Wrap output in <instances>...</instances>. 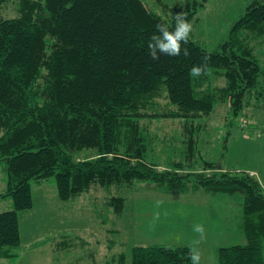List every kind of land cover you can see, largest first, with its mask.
<instances>
[{"label":"trees","instance_id":"obj_1","mask_svg":"<svg viewBox=\"0 0 264 264\" xmlns=\"http://www.w3.org/2000/svg\"><path fill=\"white\" fill-rule=\"evenodd\" d=\"M6 1L0 0V163L6 174L0 199L14 205L0 212V260L20 257V212L33 208V185L48 181L63 201L93 186L110 191L140 183L173 194L241 193L238 229L247 243L218 248V264H264L263 184L199 154L202 130L217 106L229 103L237 116L253 93L264 96V62L245 36L264 42V0L247 7L220 50L208 51L191 35L189 57L161 55L156 62L147 47L156 25L174 29L181 12L194 24L208 0L179 2L167 16L144 0H19L13 18L1 11ZM204 56L210 57L207 70L191 76ZM212 73L226 84L214 86ZM166 125L176 130L162 131ZM89 151L95 154L82 157ZM111 204L124 212V197ZM190 247L135 245L113 261L191 264Z\"/></svg>","mask_w":264,"mask_h":264},{"label":"rangeland","instance_id":"obj_2","mask_svg":"<svg viewBox=\"0 0 264 264\" xmlns=\"http://www.w3.org/2000/svg\"><path fill=\"white\" fill-rule=\"evenodd\" d=\"M185 0H144L151 11L167 16L171 7ZM254 0H208L193 24L192 37L208 51L220 50L233 24ZM19 0H7L1 11L7 18L18 16ZM247 44L264 62V42L246 32ZM219 47V49H217ZM217 87L225 78L211 74ZM210 84V83H209ZM240 115L220 104L206 123L211 125L199 145L204 160L231 172H248L264 186V96L249 97ZM164 103V101H163ZM2 131L0 130V135ZM94 155L83 153L82 157ZM155 184L120 185L107 191L93 186L69 201L59 197L57 185L46 181L33 186L32 209L20 212L22 247L18 260L0 264H116L113 258L131 253L135 245L191 244L201 253V264H218L217 249L247 243L238 229L243 195L164 193ZM6 188L4 164L0 163V193ZM124 197V212L110 205ZM11 198L0 199V212L13 209ZM159 213V218L156 214ZM202 224L206 239L199 245L194 225Z\"/></svg>","mask_w":264,"mask_h":264},{"label":"clouds","instance_id":"obj_3","mask_svg":"<svg viewBox=\"0 0 264 264\" xmlns=\"http://www.w3.org/2000/svg\"><path fill=\"white\" fill-rule=\"evenodd\" d=\"M174 19L175 27L172 30L165 22L156 25V33L152 35L147 46L149 56L154 62L159 61L161 55L180 56L183 53L187 58L191 54L187 45L194 26L182 12L177 13ZM209 58L204 56L202 58L204 63L193 65L190 69V75L194 77L201 76L207 70V60ZM156 218H159V213L156 214ZM194 231L199 234V239L193 241V245H199L206 239L204 226L202 224L194 225ZM187 255L191 260V264H201V253L195 247H190Z\"/></svg>","mask_w":264,"mask_h":264},{"label":"crops","instance_id":"obj_4","mask_svg":"<svg viewBox=\"0 0 264 264\" xmlns=\"http://www.w3.org/2000/svg\"><path fill=\"white\" fill-rule=\"evenodd\" d=\"M211 127V125L209 124L208 126H207V129L208 128H210ZM176 128V126H170V125H166V126H164V127H162V131H174V130H176L175 129ZM182 126H180L179 127V131H181L182 130ZM202 131H204L201 135L204 137L205 136V133L208 131H206V130H202ZM45 182L46 181H43L42 183H36V184H34L33 186H35V185H44L45 184ZM32 209V208H31ZM20 224H21V222H20ZM21 234H22V231H21ZM188 244V243H187ZM191 245V244H190ZM192 246V245H191Z\"/></svg>","mask_w":264,"mask_h":264}]
</instances>
